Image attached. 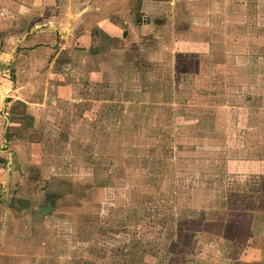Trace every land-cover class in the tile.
<instances>
[{
  "label": "rangeland",
  "instance_id": "obj_1",
  "mask_svg": "<svg viewBox=\"0 0 264 264\" xmlns=\"http://www.w3.org/2000/svg\"><path fill=\"white\" fill-rule=\"evenodd\" d=\"M148 1L120 13L173 9ZM176 2L183 43L168 32L162 64L112 73L103 106L65 115L40 154L37 129L13 117L7 136L29 149L20 165L38 171L34 191L51 209L22 227L1 221L0 264H240L256 231L264 249V0ZM195 49L210 52L201 69ZM166 69L178 79L155 80Z\"/></svg>",
  "mask_w": 264,
  "mask_h": 264
},
{
  "label": "crops",
  "instance_id": "obj_2",
  "mask_svg": "<svg viewBox=\"0 0 264 264\" xmlns=\"http://www.w3.org/2000/svg\"><path fill=\"white\" fill-rule=\"evenodd\" d=\"M137 1L0 0V165L6 160L4 168L0 166V224L14 222L15 226L21 224L18 227H22L20 220L44 216L51 209L49 201L39 203L40 195L37 197L34 191L38 171L30 166L23 170L20 165L29 149L7 136L17 125L13 117L21 116V121H27L25 124L31 131L37 129L31 136L30 154H40L46 138L58 135L57 127L64 123L65 115L76 112V107L83 105L103 106L106 101L100 98L103 82L110 76L114 79L112 73L120 68H133L138 60H145L144 64L149 67L162 64L167 55L162 43L168 32L176 35L168 42L170 46L183 43V34H180L184 33L183 24H180L178 12L175 13L177 0H168L167 4L173 9L159 10L161 17L155 20L147 16V12L134 19L120 13L121 6L130 7ZM150 1L147 4H152ZM191 45L193 49L195 44ZM143 48L141 56L138 50ZM189 52L196 69H201L210 54L209 49ZM191 73L194 77L199 75L197 70ZM172 74L166 69L156 75L155 80L178 79ZM143 79L145 85L150 84L151 73ZM83 90L86 94L82 95L88 98L81 95ZM93 90L98 99L90 97ZM157 92L156 88L146 90V93ZM17 104L21 107L13 108ZM16 164L20 166L16 168ZM2 172L5 173L3 180ZM260 236L262 234L257 231L249 235L250 249L244 253L240 250L236 262L264 264V249L258 244ZM244 244L236 248L242 246L243 250Z\"/></svg>",
  "mask_w": 264,
  "mask_h": 264
},
{
  "label": "flooded vegetation",
  "instance_id": "obj_3",
  "mask_svg": "<svg viewBox=\"0 0 264 264\" xmlns=\"http://www.w3.org/2000/svg\"><path fill=\"white\" fill-rule=\"evenodd\" d=\"M1 164V163H0Z\"/></svg>",
  "mask_w": 264,
  "mask_h": 264
}]
</instances>
